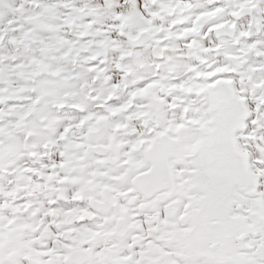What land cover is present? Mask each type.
Segmentation results:
<instances>
[{
  "label": "snow or ice",
  "instance_id": "1",
  "mask_svg": "<svg viewBox=\"0 0 264 264\" xmlns=\"http://www.w3.org/2000/svg\"><path fill=\"white\" fill-rule=\"evenodd\" d=\"M0 264H264V0H0Z\"/></svg>",
  "mask_w": 264,
  "mask_h": 264
}]
</instances>
